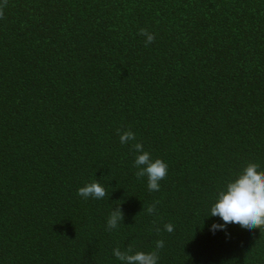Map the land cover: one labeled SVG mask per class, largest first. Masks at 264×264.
<instances>
[{
	"label": "trees",
	"instance_id": "trees-1",
	"mask_svg": "<svg viewBox=\"0 0 264 264\" xmlns=\"http://www.w3.org/2000/svg\"><path fill=\"white\" fill-rule=\"evenodd\" d=\"M137 141L167 163L157 190ZM249 162L264 171V0H0V264H264V228L204 216ZM92 181L103 198L77 194Z\"/></svg>",
	"mask_w": 264,
	"mask_h": 264
},
{
	"label": "clouds",
	"instance_id": "clouds-1",
	"mask_svg": "<svg viewBox=\"0 0 264 264\" xmlns=\"http://www.w3.org/2000/svg\"><path fill=\"white\" fill-rule=\"evenodd\" d=\"M140 34L145 37V44L153 41L154 35L146 29H140ZM135 140V134L131 130L120 133L119 141L121 144H128ZM136 155L134 166L136 176L147 177V188L149 191L157 190L160 187L159 181L167 174V163L161 158L153 159L151 154L144 149L142 143L132 144ZM77 194L88 198L89 196L100 199L106 195V188L98 181H92L80 186ZM154 211V206L147 208L148 213ZM204 216L218 217L208 225V231L215 234L224 232L226 237L229 235L227 227L229 224L238 225L242 230L249 233L253 229L264 228V171H261L254 162L244 165L238 172L233 174L223 186L216 192L215 198L207 209ZM122 219L119 209L112 210L107 219V229L115 228ZM164 229L168 232L173 230V225L167 223ZM159 230V229H157ZM163 247V241L157 240L155 248ZM113 255L121 261V264H157L158 255L155 250L144 251H122L114 248Z\"/></svg>",
	"mask_w": 264,
	"mask_h": 264
}]
</instances>
